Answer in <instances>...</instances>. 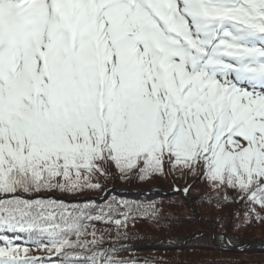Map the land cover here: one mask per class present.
Returning <instances> with one entry per match:
<instances>
[{
  "label": "snow or ice",
  "instance_id": "6c2138e0",
  "mask_svg": "<svg viewBox=\"0 0 264 264\" xmlns=\"http://www.w3.org/2000/svg\"><path fill=\"white\" fill-rule=\"evenodd\" d=\"M169 171L264 220V0H0V232L49 254L0 236V264H136L85 222L126 228L154 205L55 194Z\"/></svg>",
  "mask_w": 264,
  "mask_h": 264
},
{
  "label": "trees",
  "instance_id": "16d2710c",
  "mask_svg": "<svg viewBox=\"0 0 264 264\" xmlns=\"http://www.w3.org/2000/svg\"><path fill=\"white\" fill-rule=\"evenodd\" d=\"M200 182L203 184L204 180L180 171H169L166 176L147 181L121 180L113 172L110 178L100 179L101 188L98 190L71 195L56 193L55 197L79 205L88 204L97 210L103 208L105 212L106 205L116 200L132 205L151 204L156 209L162 208L175 214L174 217L160 214L152 220L131 219L126 228L119 229L107 218L103 221H86L88 233L95 231L96 237L103 236L98 248L108 250L113 258L134 260L136 264H144L145 260L153 264H264V245L254 246L257 242L264 243V220L253 218L245 222L247 205L243 201L236 202L234 192L229 190L226 193L229 197L226 201L222 189H213L208 182L204 187ZM185 188H188L186 196L181 192ZM123 211L125 209L121 208L120 212ZM97 214L92 213L93 217ZM114 219L122 217L117 215ZM211 226H214L215 233L225 237L238 251L218 247L214 243ZM118 232L121 235L127 232L129 236L119 238ZM0 236H7L21 248H28L29 256L49 258V254L38 250V246L29 241L25 234L0 232ZM82 239L91 241L93 236L87 235ZM217 241L222 245L220 240ZM50 258L56 260L55 256Z\"/></svg>",
  "mask_w": 264,
  "mask_h": 264
},
{
  "label": "rangeland",
  "instance_id": "374dc122",
  "mask_svg": "<svg viewBox=\"0 0 264 264\" xmlns=\"http://www.w3.org/2000/svg\"><path fill=\"white\" fill-rule=\"evenodd\" d=\"M196 180V179H195ZM194 180V181H195ZM199 182V181H198ZM196 184H197V181L195 182ZM201 184H202V182H200ZM207 182L204 180V187H206L208 184H206ZM203 184H202V186H203ZM189 203H190V200H189V198H188V200H187ZM65 203H68V204H76V202H72V201H64ZM81 205H84V204H81ZM156 209V208H155ZM157 210V215H163V216H168V217H170V216H175V214H173L171 211H169V210H165V209H162V208H157L156 209ZM162 210H165L164 212H162ZM214 243L216 244V242H215V240H214ZM257 243H259V242H257ZM260 243H263V242H260Z\"/></svg>",
  "mask_w": 264,
  "mask_h": 264
},
{
  "label": "water",
  "instance_id": "95a60500",
  "mask_svg": "<svg viewBox=\"0 0 264 264\" xmlns=\"http://www.w3.org/2000/svg\"><path fill=\"white\" fill-rule=\"evenodd\" d=\"M212 227V229H213V236H214V238H217V237H220V236H218L216 233H215V231H214V226H211ZM221 239H222V242H223V247H221V248H223L224 250H229V251H238V250H236V249H234L233 247H231L229 244H228V242H227V240H226V238H224V237H221ZM216 245L217 246H219V244L216 242ZM258 245H264V243H256L254 246H258Z\"/></svg>",
  "mask_w": 264,
  "mask_h": 264
}]
</instances>
